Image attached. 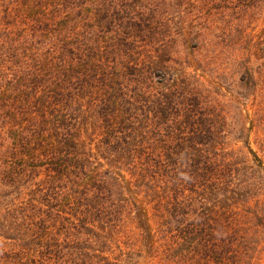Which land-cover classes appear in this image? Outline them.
<instances>
[{
  "label": "trees",
  "instance_id": "1",
  "mask_svg": "<svg viewBox=\"0 0 264 264\" xmlns=\"http://www.w3.org/2000/svg\"><path fill=\"white\" fill-rule=\"evenodd\" d=\"M214 11L241 38L264 0H0V264L262 259L264 123L175 56L220 47L195 25Z\"/></svg>",
  "mask_w": 264,
  "mask_h": 264
},
{
  "label": "rangeland",
  "instance_id": "2",
  "mask_svg": "<svg viewBox=\"0 0 264 264\" xmlns=\"http://www.w3.org/2000/svg\"><path fill=\"white\" fill-rule=\"evenodd\" d=\"M227 12L231 15V11L227 10ZM212 14L207 22L197 18L195 25L199 31L203 30L208 34V43L219 44L220 47L214 50L209 47L206 51L196 53L179 44L175 56L180 61L186 62L192 70L203 75L206 85L214 91L213 97L221 103L229 119L245 121L246 125L251 120L264 123V107L262 108L261 103L258 102L256 93L247 99L249 94L237 86L239 71L243 69V63L247 57L251 59L252 67L249 68L255 72V77H259L258 72L264 69L260 53L257 51V54L251 56L247 50L248 46L255 45L257 48L262 45L264 14L257 11L252 15L250 12L241 14L245 21L241 38L237 37L238 33L229 34L226 31L227 23L217 14V11ZM250 142L253 150L259 156H264L262 146L260 147L256 142L253 134H251ZM238 146H241V143ZM262 255V259L257 261V264H264V251Z\"/></svg>",
  "mask_w": 264,
  "mask_h": 264
}]
</instances>
